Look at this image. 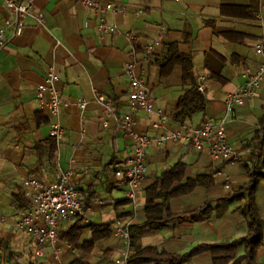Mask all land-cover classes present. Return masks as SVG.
Instances as JSON below:
<instances>
[{"label":"crops","instance_id":"obj_1","mask_svg":"<svg viewBox=\"0 0 264 264\" xmlns=\"http://www.w3.org/2000/svg\"><path fill=\"white\" fill-rule=\"evenodd\" d=\"M103 1L120 4L123 9L101 13L80 0H34L33 11L42 13V22L26 16L21 34L0 46V264H124L116 259L126 242L113 232V225L117 220L142 222L145 187L179 161L186 164L188 177L208 174L214 184L197 187L205 192L199 203L170 204L176 212L200 206L206 198L225 192L219 170L228 172L232 188L246 181L249 149L258 143L254 137L264 109V78L254 97L234 107L227 125L226 138L237 160L213 161L207 145L195 148L180 141L151 144L146 149L145 177L134 202L127 197L128 186L118 183L112 164L125 160L134 150L132 136L120 124L124 112H131L132 129L147 135L184 125L171 116L183 91L180 69L166 75L160 72L167 44L176 43L181 52L192 56L197 85L203 77L205 111L193 114L185 124L198 125L224 115L227 92L244 80L245 69L255 68L264 59V51L257 54L254 49L256 40L264 45V0H257L253 18L234 15L231 7L225 13L221 10L222 5L250 6L251 0ZM6 2L0 0V27L10 16ZM207 21L218 31H234L245 37L230 41L215 34ZM103 23L113 26L114 31L105 30ZM155 41L160 44L147 54L145 46ZM129 54H134L136 74L151 95L154 109L167 118L164 126H153L159 119L157 114L129 108L130 82L124 73ZM206 61L213 71L223 64L220 75L224 82L210 76ZM50 69L58 76L54 86L65 102L57 118L64 135L54 152L49 150V127L55 117L39 105L36 96L37 85ZM94 89L114 101L116 116L105 114ZM81 101L86 103L84 108L79 106ZM65 170H71V184L85 195V213L80 221L75 218L60 224L57 239L36 254V240L16 227L21 213L32 206L33 189L25 181L53 182ZM255 201L262 223L255 259L264 264V178L257 183ZM88 224L95 229L110 225V235L92 241L93 231L88 228L75 244L67 240L65 233L74 225ZM246 232L243 204L232 201L223 217L213 212L198 222L175 219L159 231L144 234L137 243L183 254L195 245L231 241ZM88 242H92L91 247L86 246ZM242 252L241 247L239 254ZM210 263V254L203 252L181 264Z\"/></svg>","mask_w":264,"mask_h":264},{"label":"built area","instance_id":"obj_2","mask_svg":"<svg viewBox=\"0 0 264 264\" xmlns=\"http://www.w3.org/2000/svg\"><path fill=\"white\" fill-rule=\"evenodd\" d=\"M83 5L98 12L112 10L119 12L123 8L120 4L103 0H80ZM34 0H7L6 7L10 11V16L5 19L0 27V46L9 37L21 34L24 29V19L32 16L41 23L42 13H34ZM105 30L114 31L113 26H105ZM160 43L155 41L145 46L147 54H151ZM254 49L257 54H263L264 45L260 40L254 42ZM124 73L129 79L128 104L131 110L140 109L146 113H155L159 119L153 126L159 128L164 126L166 117L161 110H155L153 99L147 91L142 79L136 74V59L134 54H129L128 61L124 67ZM244 80L225 96V113L216 119H205L198 125L184 124L174 129L166 130L158 135L152 136L145 133L136 132L132 129L131 112H124L120 115V124L123 129L130 133L134 141L133 154L123 161L112 164L114 174L119 184L128 186L127 197L131 201L136 199V191L145 177L146 149L151 144H163L167 141L187 142L195 148L207 145L209 156L213 161L222 159L237 160L238 155L229 145L226 138L227 125L231 121L232 112L236 105L254 97L264 78V59L255 68H247L243 74ZM58 79L54 70L47 71L45 79L37 85V99L39 105L44 108L50 116L55 119L50 123L49 136L58 145L64 135V128L57 119L64 101L58 89L54 86ZM203 77H199L198 89L204 91L202 84ZM95 93L96 101L103 107L107 116H116V107L112 99L102 94ZM85 101L79 103L80 108L85 107ZM104 125H107L104 120ZM222 176V187H230V175L224 171H217ZM33 191L31 193L32 206L25 209L16 222V227L27 233L36 240V254H41L43 246L52 242L58 237V227L66 221H72L85 213V195L82 191L71 184V170L63 171L59 178L53 182H41L31 178L25 181ZM130 221L117 220L113 225V232L121 236L126 242V248L121 252V256L116 259L117 263L127 264L130 256ZM59 251H57L58 253Z\"/></svg>","mask_w":264,"mask_h":264},{"label":"trees","instance_id":"obj_3","mask_svg":"<svg viewBox=\"0 0 264 264\" xmlns=\"http://www.w3.org/2000/svg\"><path fill=\"white\" fill-rule=\"evenodd\" d=\"M257 4V0H251L250 6L222 5L221 10L225 13L226 8L231 7L234 15L253 18L257 12ZM207 23L212 27L215 34H221L230 41L233 40V37L240 39L245 37V35L234 31H218L211 21H207ZM231 61H233L232 58ZM159 66L161 75H166L175 68H179L181 72L183 91L171 112L173 121L178 124H185V121L191 118L193 114L204 112L206 98L193 79L192 56L181 52L176 43H170L166 45V55ZM205 66L209 69L212 78L224 82V78L220 75L223 64L220 65L217 71L209 68L207 61ZM259 122L260 129L254 137L258 143L249 149L251 162L245 166L246 181L239 187H230L229 190L216 197L206 198L200 206L176 212L172 210L169 204L172 199L190 194L197 187L209 188L213 186L214 178L208 174L188 177L186 164L179 161L173 167L163 171L158 176H154L149 181L144 190V220L142 222H131L128 227L131 253L127 259V264H162L165 262L168 264H181L193 255L203 252L210 254V264H258L255 259V248L262 238V223L255 205V192L257 183L264 178V172L261 171L264 167V109ZM50 139L49 150L54 152L57 144L53 138L50 137ZM232 201L243 204L247 232L242 237L231 241L201 243L183 254L159 250L155 246L141 247L137 243L138 239L144 234L159 231L175 219L184 218L198 222L207 219L213 212L217 217H223ZM76 219L77 221L81 220L80 216ZM88 228L93 231L92 241L106 237L111 232L110 225H106L103 229H95L91 224L74 225L65 233V236L69 242L75 244L81 237V233ZM91 245L92 242L86 244L89 247ZM241 247L243 252L239 254Z\"/></svg>","mask_w":264,"mask_h":264},{"label":"rangeland","instance_id":"obj_4","mask_svg":"<svg viewBox=\"0 0 264 264\" xmlns=\"http://www.w3.org/2000/svg\"><path fill=\"white\" fill-rule=\"evenodd\" d=\"M224 172L228 173L227 171H224ZM230 187H231V184H230ZM229 188L225 189V190L227 191V190H229ZM203 196H205V192H203V189L202 188H197L194 192H192L189 195H185V196H182V197H178L176 199H172L169 202V204H171L172 207L180 206L181 204H187V203H190V202L196 204V203H199V201L201 200V198Z\"/></svg>","mask_w":264,"mask_h":264}]
</instances>
